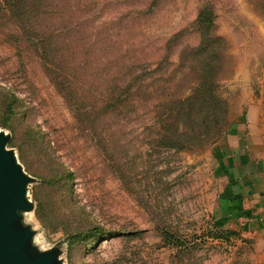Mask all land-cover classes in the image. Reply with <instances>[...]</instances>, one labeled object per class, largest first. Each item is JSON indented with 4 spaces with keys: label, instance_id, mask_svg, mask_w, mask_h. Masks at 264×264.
I'll return each instance as SVG.
<instances>
[{
    "label": "rangeland",
    "instance_id": "374dc122",
    "mask_svg": "<svg viewBox=\"0 0 264 264\" xmlns=\"http://www.w3.org/2000/svg\"><path fill=\"white\" fill-rule=\"evenodd\" d=\"M71 4L86 32L69 41L78 95L67 101L0 0V134L32 178V209L19 219L32 253L54 252L58 264H264V244L220 219L217 171L251 108L264 125V0ZM204 8L215 16L208 56L195 55ZM78 47L86 52L76 57ZM208 58L221 104L205 111L182 101ZM131 63L148 78L130 85L125 104L78 119L126 85Z\"/></svg>",
    "mask_w": 264,
    "mask_h": 264
},
{
    "label": "trees",
    "instance_id": "16d2710c",
    "mask_svg": "<svg viewBox=\"0 0 264 264\" xmlns=\"http://www.w3.org/2000/svg\"><path fill=\"white\" fill-rule=\"evenodd\" d=\"M4 6L8 7L11 14L16 16L15 11L18 12V18L22 22V37L30 40L35 47L38 48V56L44 64L47 75L50 77L52 83L58 88L65 100L71 101L77 97L76 92L78 85L76 77L71 72L74 71V63L71 59L73 52L71 38L73 36L83 35L86 32L84 22L78 18H74L73 4L71 0H2ZM63 3H65L63 5ZM215 16L213 10L204 8L199 15L198 25L199 30L202 33L203 41L202 45L195 51V55L208 56L211 52L212 45L217 42L209 39V33L214 27ZM86 50H81L79 47L75 50V56L83 55ZM208 54V55H207ZM92 64H84L81 69H88ZM133 64H130V68L125 72L128 82L124 87L117 85V93L105 101L101 106L93 109H85L78 112V119L89 117L95 112H98V116H107L112 110L125 104V98L130 94V88L132 83H143L148 78V69L144 70L143 75H135L136 69H132ZM203 73L206 75L202 77L198 87L193 94L182 101L186 103H192L193 100L201 101L200 105L205 111L211 108L215 109L217 104H221L213 94L212 83V60L207 59L206 64L203 65ZM141 73V74H142ZM122 75V76H123ZM130 75V76H129ZM115 76V75H114ZM121 76V77H122ZM116 81V77H112V82ZM116 83V82H115ZM131 85V86H130ZM187 105V104H186ZM207 109V110H206ZM13 103H10L6 107V112L13 115ZM204 123H211L207 121L205 116ZM188 137L186 134H180V138Z\"/></svg>",
    "mask_w": 264,
    "mask_h": 264
},
{
    "label": "crops",
    "instance_id": "0c3cea01",
    "mask_svg": "<svg viewBox=\"0 0 264 264\" xmlns=\"http://www.w3.org/2000/svg\"><path fill=\"white\" fill-rule=\"evenodd\" d=\"M244 118L246 130L237 126L217 155L218 212L220 219L264 244V125L254 120L252 108Z\"/></svg>",
    "mask_w": 264,
    "mask_h": 264
},
{
    "label": "water",
    "instance_id": "95a60500",
    "mask_svg": "<svg viewBox=\"0 0 264 264\" xmlns=\"http://www.w3.org/2000/svg\"><path fill=\"white\" fill-rule=\"evenodd\" d=\"M9 138L0 134V264H58L54 252L33 254V232L19 226L20 211H30L26 194L32 178L8 150Z\"/></svg>",
    "mask_w": 264,
    "mask_h": 264
}]
</instances>
